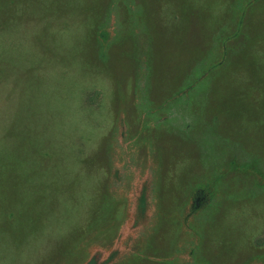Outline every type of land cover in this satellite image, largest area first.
<instances>
[{"label":"rangeland","instance_id":"374dc122","mask_svg":"<svg viewBox=\"0 0 264 264\" xmlns=\"http://www.w3.org/2000/svg\"><path fill=\"white\" fill-rule=\"evenodd\" d=\"M0 264H264V0H0Z\"/></svg>","mask_w":264,"mask_h":264}]
</instances>
